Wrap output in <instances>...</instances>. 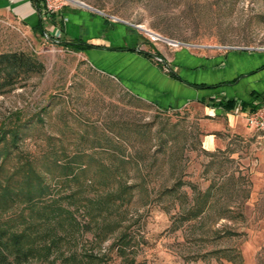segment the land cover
Listing matches in <instances>:
<instances>
[{
  "label": "rangeland",
  "instance_id": "1",
  "mask_svg": "<svg viewBox=\"0 0 264 264\" xmlns=\"http://www.w3.org/2000/svg\"><path fill=\"white\" fill-rule=\"evenodd\" d=\"M79 1L102 14L69 0L39 14L31 0L30 25L0 11V52L44 64L0 92V229L36 251L12 264H264V132L226 130L196 103L158 109L61 45L101 47L92 36L122 27L165 58L156 48L172 47L144 27L192 50L260 53L264 0Z\"/></svg>",
  "mask_w": 264,
  "mask_h": 264
},
{
  "label": "crops",
  "instance_id": "2",
  "mask_svg": "<svg viewBox=\"0 0 264 264\" xmlns=\"http://www.w3.org/2000/svg\"><path fill=\"white\" fill-rule=\"evenodd\" d=\"M0 11L30 25L36 22L31 0H0ZM100 21L101 17L96 16L91 23L92 29H101ZM92 37L89 42L102 45L84 50L85 58L117 79L132 95L158 109H179L196 103L209 116L220 117L226 130L236 131L243 126L254 130L241 115L233 113L234 108L226 110L218 103L233 99L235 106L241 102L246 109H251L264 102V48L255 49L263 51L259 53L217 48L192 50L183 46L161 53V48L155 47L158 53L165 55L172 68L166 73L153 60L152 52L145 50L144 44H138L135 36L125 34L122 27L117 28L112 36ZM109 45L121 46L122 49H110ZM213 132L207 135L208 147L215 145Z\"/></svg>",
  "mask_w": 264,
  "mask_h": 264
},
{
  "label": "trees",
  "instance_id": "3",
  "mask_svg": "<svg viewBox=\"0 0 264 264\" xmlns=\"http://www.w3.org/2000/svg\"><path fill=\"white\" fill-rule=\"evenodd\" d=\"M40 1L41 0H33L34 6L39 14L42 13V4H39ZM49 13L55 17V15L61 13V11L53 13L48 11L45 12L48 16ZM40 23L41 21L39 22L37 28L42 31ZM61 45L68 47L73 51H83L90 47H95L92 44L85 43L82 39L65 42L62 41ZM111 48L122 49L120 46ZM43 71L44 64L28 52H0V92L3 91V89L11 87L32 75L41 74ZM218 104L226 110H232L235 106V100H220ZM239 104L242 109H246L245 104H242L241 102H239ZM255 108V106L251 107V109ZM39 182L40 183L37 185L38 193L43 191L44 188L42 181ZM30 243V237L28 235L26 236L25 231L15 232L8 236L4 230L0 229V264H12V260L16 262L26 261L29 256L34 255L36 252Z\"/></svg>",
  "mask_w": 264,
  "mask_h": 264
},
{
  "label": "built area",
  "instance_id": "4",
  "mask_svg": "<svg viewBox=\"0 0 264 264\" xmlns=\"http://www.w3.org/2000/svg\"><path fill=\"white\" fill-rule=\"evenodd\" d=\"M46 1H47V8L49 9V11H54L55 9H57V7H59V6H56L54 4H51L50 0H46ZM69 1H72V0H69ZM75 1L79 4L80 3L85 4L84 2L79 1V0H73L72 2L75 3ZM83 4H80V5H83ZM114 19L117 20V18H114ZM144 31L146 32V35L148 36V38L150 39L151 42L160 41V42L165 43L167 46L172 47V48L191 46L188 43L178 41V40H174V39H170L168 37H165V36H163L157 32L151 31L149 29H144ZM222 48H227V49L239 48V49H241L242 47L222 46ZM154 58H156L154 60L157 63H161L163 65V71L164 72L169 73L172 71V68L170 67L167 59L162 58V56H155V55H154ZM233 113L241 115L249 127L264 132V102L260 103L258 105V107H256L255 109H245V110L242 109V107L239 103H237L233 109Z\"/></svg>",
  "mask_w": 264,
  "mask_h": 264
},
{
  "label": "water",
  "instance_id": "5",
  "mask_svg": "<svg viewBox=\"0 0 264 264\" xmlns=\"http://www.w3.org/2000/svg\"><path fill=\"white\" fill-rule=\"evenodd\" d=\"M80 4H83V3H80ZM83 6L86 7V8H88V9H90V10H93V11H95V12H97V13L102 14L99 10H97V9H95V8H93V7H90L89 5L83 4ZM117 21H122V20L117 19ZM122 22H124V23L127 24V22H125V21H122ZM135 27L139 28L138 26H135Z\"/></svg>",
  "mask_w": 264,
  "mask_h": 264
},
{
  "label": "bare ground",
  "instance_id": "6",
  "mask_svg": "<svg viewBox=\"0 0 264 264\" xmlns=\"http://www.w3.org/2000/svg\"><path fill=\"white\" fill-rule=\"evenodd\" d=\"M73 1V0H72ZM75 3L76 4H79V3H77L76 1H75ZM74 4V3H73ZM80 5V4H79ZM80 6H82V7H84L83 5H80ZM84 8H86V7H84ZM142 29H146V28H144V27H142Z\"/></svg>",
  "mask_w": 264,
  "mask_h": 264
}]
</instances>
